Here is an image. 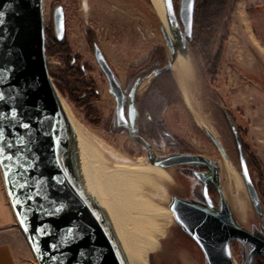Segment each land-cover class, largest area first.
I'll list each match as a JSON object with an SVG mask.
<instances>
[{
  "label": "water",
  "instance_id": "obj_1",
  "mask_svg": "<svg viewBox=\"0 0 264 264\" xmlns=\"http://www.w3.org/2000/svg\"><path fill=\"white\" fill-rule=\"evenodd\" d=\"M163 3L173 38L190 56L188 39L193 35L196 0H179L178 10L174 0ZM42 8V0H0V169L5 190L38 264H126L102 210L84 191L70 161L69 123L46 62ZM52 20L55 38L63 42L65 12L61 3L53 7ZM161 22L172 54L173 39ZM227 23L225 17L218 40ZM95 56L117 97L121 120L122 89L98 47ZM172 64L168 59L155 74L173 71ZM228 122L235 137L240 174L257 217L263 219L264 203L251 176L241 137L229 115ZM206 131L229 162L224 145L208 127ZM197 159L203 158L180 154L150 163L168 169ZM220 193L219 214L181 198H173L170 209L182 230L199 246L207 264H235L232 241L246 248L242 264H253L256 255L264 258V231L248 229L222 190ZM206 196V203L213 207L207 192Z\"/></svg>",
  "mask_w": 264,
  "mask_h": 264
},
{
  "label": "rangeland",
  "instance_id": "obj_2",
  "mask_svg": "<svg viewBox=\"0 0 264 264\" xmlns=\"http://www.w3.org/2000/svg\"><path fill=\"white\" fill-rule=\"evenodd\" d=\"M57 3L65 7L67 39L73 53L91 68L89 75L100 88L102 99L96 105L102 116L101 123H90L82 108L75 106L58 90L59 94L66 99L80 128L92 134L94 139L116 153L134 159L144 157L150 162L152 159L148 158L145 151H140L128 135H114L106 128L114 115L115 98L109 91L107 79L86 42V34L87 31L94 33L123 82L129 68L141 63L157 47H164L167 58H172L163 35L161 19L151 0H42L46 39V29L51 23L53 7ZM175 5L178 10L179 0H175ZM238 5H241L245 13V25L239 21L236 11ZM233 12L230 25L226 26L223 58L215 82L213 83L210 76V79L203 78L196 61L190 54H186L187 70L184 80L191 105L186 103L179 88L183 104L169 109L165 117L170 128L186 141L188 146L216 162L220 183L222 185L224 180L226 193V176L222 162L227 161L216 148L206 127L220 140L230 158L227 162L229 175L233 180H239L246 195V220L243 224L248 229L262 234L264 218L257 217L247 193L240 174L235 137L223 107L231 113L236 126L241 129L242 139L248 150L255 154L252 136L255 132L264 135V0H237ZM214 22L217 23L216 28H219L220 21ZM172 74L177 82L173 71ZM148 83L147 80L145 86ZM215 101L221 105L219 108ZM169 153L170 150L161 144L155 148L154 157L158 161ZM167 170H170L171 180L158 177L151 189L154 192L150 191V195L154 196L159 205L170 208L173 200L172 188L176 179L174 167ZM253 177L258 184L261 177L255 169ZM159 241V248L148 254L150 264H207L199 246L182 230L175 217L165 222ZM231 249L235 264H241L246 248L241 242L232 241ZM35 262L37 263L36 258ZM253 264H259L258 258H254Z\"/></svg>",
  "mask_w": 264,
  "mask_h": 264
},
{
  "label": "flooded vegetation",
  "instance_id": "obj_3",
  "mask_svg": "<svg viewBox=\"0 0 264 264\" xmlns=\"http://www.w3.org/2000/svg\"><path fill=\"white\" fill-rule=\"evenodd\" d=\"M249 12H252L251 9ZM52 18L50 25L46 29L47 39L45 44L47 66L50 74L52 73L55 75V77L52 76V79H54V81L56 79V83L64 88V96L67 97L70 102H72L78 108L83 109L85 118L90 123L99 125L102 121V116L96 104L99 101L101 102L102 99L100 88H98L95 79L89 75L91 68L87 64L83 63L79 56L73 53L69 45L67 39L66 14L65 38L63 42H59L55 38ZM219 29L220 26L218 31ZM223 36L224 33L222 35V39ZM52 38L57 41L55 44H59L60 51H58L57 48L51 50L54 43V41H51ZM86 42L93 51L95 59V48H100L114 74L116 82L120 85L123 92L122 102L124 106V118L120 120L117 111V97L111 91L109 79L96 59V62L107 79L109 91L115 98L114 115L106 126L108 131L114 135H128L134 142L135 146L140 151H145L148 158H152L153 160H156L154 157L155 148L161 144H164L170 150V153L160 159L180 154L201 156L203 159H197L191 163L174 166V178L176 181L172 188V198H181L186 201L196 203L213 213L219 214L221 210L220 192L221 190L224 192V180L221 185L219 179V169L216 165V162L205 157V155L200 153L198 150L188 146L186 141H184L170 128L165 117V114L169 109H174L179 106V104L175 102L169 103V98L166 96L162 97L158 94V91L161 88L168 87L163 82V75H165V78H173L175 80L172 71H164L160 72L159 74H155L158 69L163 68L167 64L168 58L165 60L162 66L151 70L149 73H146L147 67L143 66V64L146 62L149 56L156 51L158 48L157 47L141 63L129 68L125 76V81L123 82L105 55L93 32L87 31ZM211 47L213 48V51H215L214 49L218 48L219 45L215 43L212 44ZM195 48H197V45L196 42L193 41L190 47L191 56L200 68L201 59L196 56ZM147 80L149 83L145 86ZM214 82L215 80H213V83ZM211 86L213 87V84H211ZM73 87H76V89L72 90L74 89ZM215 103L218 108L221 106L219 105L218 101H215ZM223 111L227 121L228 115L233 120L231 113L227 111L225 107H223ZM237 130L243 143L242 131L239 127H237ZM250 173L254 180L253 171L250 170ZM255 184L258 188L259 183L257 184L255 182ZM206 192L208 194V198H211L213 203V207L211 208L204 199L207 198Z\"/></svg>",
  "mask_w": 264,
  "mask_h": 264
},
{
  "label": "bare ground",
  "instance_id": "obj_4",
  "mask_svg": "<svg viewBox=\"0 0 264 264\" xmlns=\"http://www.w3.org/2000/svg\"><path fill=\"white\" fill-rule=\"evenodd\" d=\"M151 1L173 39V73L184 100L191 105L184 80L186 53L178 46L168 28L163 0ZM236 11L240 23L245 25L246 16L241 5ZM58 97L69 123V156L76 177L84 191L102 210L126 264H150L148 254L159 248L164 224L174 217L170 208L155 202L150 191L158 177L171 180L170 170L152 164L144 157L134 159L107 148L92 134L80 128L66 99L59 92ZM222 163L226 176V193L223 194L237 218L244 223L246 195L239 180L230 177L228 163Z\"/></svg>",
  "mask_w": 264,
  "mask_h": 264
},
{
  "label": "trees",
  "instance_id": "obj_5",
  "mask_svg": "<svg viewBox=\"0 0 264 264\" xmlns=\"http://www.w3.org/2000/svg\"><path fill=\"white\" fill-rule=\"evenodd\" d=\"M236 1L237 0H196L193 22V35L190 39H188V45L189 47H191L193 41L196 42L197 48H195V53L196 56L201 59L199 70L203 78L210 79L211 77V79L214 80L219 74V68L223 58L224 44L227 35V27L230 25L231 15L233 13L234 3ZM225 17H228L227 27L224 32L223 39L221 37V39L218 40L217 36L219 31L217 30L218 28H216L217 23H215L214 21L219 20V26H221V23ZM51 41H54L51 50L57 48L58 51H60L59 44H55V42L57 41L54 38H52ZM215 43L219 45V47L214 49L215 51H213L211 45ZM166 59L167 56L165 48L162 46L158 47L156 51L151 54L143 64V66L147 67L146 73H149L151 70L162 66ZM210 75L215 77L212 78V76ZM51 76L55 77V75L52 73ZM163 76V82L168 87L161 88L158 91V94L162 97L166 96L167 98H169V103L175 102L179 105L183 104V99L181 98L180 90L176 81L173 78L168 79L165 78V75ZM54 82L58 90L64 95V88L56 83V79ZM73 88L74 89L72 90L76 89V87ZM243 145L246 151L250 170L253 171V169H255L260 174L261 179L258 185V190L262 202L264 203V165L261 160L254 154V152H250L248 150L244 141ZM256 258H258L259 264H264V258L261 255H256L255 259Z\"/></svg>",
  "mask_w": 264,
  "mask_h": 264
},
{
  "label": "crops",
  "instance_id": "obj_6",
  "mask_svg": "<svg viewBox=\"0 0 264 264\" xmlns=\"http://www.w3.org/2000/svg\"><path fill=\"white\" fill-rule=\"evenodd\" d=\"M263 42V41H262ZM256 156L264 165V135L252 136ZM0 264H37L7 196L0 169Z\"/></svg>",
  "mask_w": 264,
  "mask_h": 264
}]
</instances>
